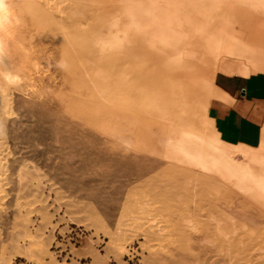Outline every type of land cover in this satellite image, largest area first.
<instances>
[{
	"label": "rangeland",
	"instance_id": "1",
	"mask_svg": "<svg viewBox=\"0 0 264 264\" xmlns=\"http://www.w3.org/2000/svg\"><path fill=\"white\" fill-rule=\"evenodd\" d=\"M233 6L231 44L240 49L245 46L259 56L251 59L257 68V59L264 62V45L239 37L241 30L256 26L264 33V16L252 19L256 11L264 14V0H233ZM168 10L159 12L166 15ZM143 42L148 48V40ZM198 67L189 66L197 78L201 76L209 84L213 81L212 89L218 73L239 74L214 68L202 73ZM56 84L51 120L41 105L36 111L42 123L36 129L28 123L10 131L14 141L23 136L20 145L17 141L11 147L13 151L21 149L24 155L20 160L10 157L16 167L10 176L7 217L0 220V264H264V208L244 199L241 189L248 172L229 166L230 161H252L260 166L256 169L261 180L258 193L264 196V143L251 148L225 143L207 116L195 111L196 103L190 99L184 106L185 117L189 114L186 120L192 126L203 125L208 134L214 131L208 139L210 145L204 148L197 139L196 146V140L181 137L179 130L173 129L154 138L155 151H139L89 125L76 113L69 97L59 92L65 86L63 80ZM130 128L122 130L131 132ZM104 140L121 149L106 151ZM125 151L132 156L137 152L141 158L120 165L115 158ZM137 164L145 165L144 174L131 173ZM148 201L157 222L151 218L155 225L143 221L141 227L152 228L158 235L150 242L139 236L122 250L109 233L116 232L120 224L127 230L130 223L125 219L138 214Z\"/></svg>",
	"mask_w": 264,
	"mask_h": 264
},
{
	"label": "bare ground",
	"instance_id": "2",
	"mask_svg": "<svg viewBox=\"0 0 264 264\" xmlns=\"http://www.w3.org/2000/svg\"><path fill=\"white\" fill-rule=\"evenodd\" d=\"M167 8L166 15L159 12ZM235 13L233 0H0V220L7 217L10 176L16 167L10 157L20 160L24 155L21 149L13 151L11 147L17 141L20 145L23 136L14 141L10 131L28 123L36 129L42 123L36 111L41 105L47 108L51 120L55 84L60 79L65 86L59 92L69 97L71 106L89 125L139 151H155L154 138H162L173 129H178L181 137L196 140V146L197 139L202 140L204 148L209 146L214 131L208 134L203 125L188 123L184 106L190 99L195 101V111L207 116L214 130L207 106L216 90L210 85L213 81L209 84L207 79L197 78L189 66H200L202 73L214 68L246 76L264 71V62L257 59V68L251 64L257 56L254 52L231 44ZM261 16L264 14L256 11L252 19ZM239 38L264 45L260 26L241 30ZM144 39L150 48L144 46ZM128 125L131 132L123 131ZM38 137L35 132L33 138ZM104 141L110 153L121 149L113 141ZM139 158L137 152L132 156L125 151L115 160L120 164ZM138 164L133 175L144 174L145 165ZM230 164L232 169L248 172L242 185L247 190L241 189L244 199L264 208L256 171L261 167L252 165V161ZM18 170L21 181L22 170ZM149 201L138 214L125 219L130 223L128 231L120 224L116 232L109 233L122 250L139 236L150 242L158 235L152 228L141 227L143 221L153 224L155 213Z\"/></svg>",
	"mask_w": 264,
	"mask_h": 264
},
{
	"label": "crops",
	"instance_id": "3",
	"mask_svg": "<svg viewBox=\"0 0 264 264\" xmlns=\"http://www.w3.org/2000/svg\"><path fill=\"white\" fill-rule=\"evenodd\" d=\"M207 113L225 143L246 148L264 143V71L218 73Z\"/></svg>",
	"mask_w": 264,
	"mask_h": 264
}]
</instances>
